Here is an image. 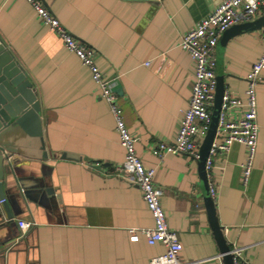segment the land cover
Returning <instances> with one entry per match:
<instances>
[{
	"label": "crops",
	"instance_id": "crops-1",
	"mask_svg": "<svg viewBox=\"0 0 264 264\" xmlns=\"http://www.w3.org/2000/svg\"><path fill=\"white\" fill-rule=\"evenodd\" d=\"M42 1L75 38L95 49L99 70L113 82L136 154L155 169L168 226L182 244L180 258L224 264L197 159L152 153L158 143L174 142L191 96L194 63L179 45L182 36L223 0ZM0 37L34 85L48 152L41 159L40 141L18 127L0 133L30 196L20 200L11 220L0 206V264H149L162 255L164 246L149 245L143 235L129 241V228L154 222L140 189L119 173L124 150L89 69L26 0H0ZM263 50L264 25L230 36L219 65L216 46L215 74L223 75L226 91L245 100V76ZM256 99L258 138L247 182L241 169L246 149L238 143L215 155L212 176L227 245L242 247L249 264H264V70ZM18 221L34 225L22 232Z\"/></svg>",
	"mask_w": 264,
	"mask_h": 264
},
{
	"label": "built area",
	"instance_id": "built-area-1",
	"mask_svg": "<svg viewBox=\"0 0 264 264\" xmlns=\"http://www.w3.org/2000/svg\"><path fill=\"white\" fill-rule=\"evenodd\" d=\"M43 22L61 39L64 46L73 52L89 69L101 97L107 102L115 121L119 142L124 150V158L119 173L129 178L140 189L142 198L153 218V226L129 228V241L137 242L143 235L149 245L159 243L164 246L162 255L152 257L149 264H190L180 258L182 244L175 231L169 228L166 213L161 205L162 190L154 183V167L146 166L136 154L134 138L123 119L122 109L112 89L113 82L104 77L96 64V51L75 38L42 0H26ZM264 13V0H223L211 13L189 29L179 43L191 56L194 63L193 85L189 103L179 123L176 138L172 144L158 143L152 153L162 159L166 154H186L199 158V146L211 122L213 98L216 87L215 52L218 40L231 26L248 22ZM264 70V50L252 64L245 76V100H241L224 90L218 125L214 140L205 160L208 192L215 200L217 188L212 176L214 157L226 152L233 143L244 145L246 156L241 164L243 183H246L253 165L257 147V99L256 86ZM240 110V115L235 114ZM10 160V158L8 159ZM3 200H0L2 203ZM20 229H29L34 222L18 221ZM243 248L233 245L230 254L234 264H249L243 257Z\"/></svg>",
	"mask_w": 264,
	"mask_h": 264
},
{
	"label": "water",
	"instance_id": "water-1",
	"mask_svg": "<svg viewBox=\"0 0 264 264\" xmlns=\"http://www.w3.org/2000/svg\"><path fill=\"white\" fill-rule=\"evenodd\" d=\"M263 25L264 14L251 21L235 24L222 33L217 43V65L220 64L223 47L230 36L242 30H250ZM224 90L223 75L218 73L216 75L211 122L199 146L197 163L199 176L205 189L204 203L208 220L217 241L223 263L234 264L229 252L230 247L226 243L222 227L216 217L215 202L208 192L205 170V160L217 130L218 115ZM8 127H18L27 136L37 138L40 141V158H48V152L43 142L40 102L34 85L0 37V133ZM11 151L12 148L6 142L0 144V200H3L0 206L7 220H11L17 214L20 200L25 203V198L30 197L29 193L23 189L25 187L23 185L24 179L22 178L18 162L16 160H8ZM65 156L66 154H61L62 158ZM46 191L48 193L52 192L49 188Z\"/></svg>",
	"mask_w": 264,
	"mask_h": 264
}]
</instances>
